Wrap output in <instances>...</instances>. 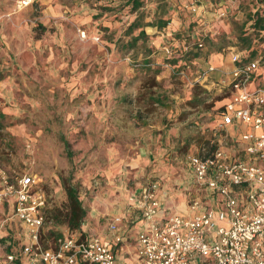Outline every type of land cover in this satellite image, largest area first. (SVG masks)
Listing matches in <instances>:
<instances>
[{"label":"rangeland","instance_id":"obj_1","mask_svg":"<svg viewBox=\"0 0 264 264\" xmlns=\"http://www.w3.org/2000/svg\"><path fill=\"white\" fill-rule=\"evenodd\" d=\"M128 1L33 0L19 8L0 0V164L41 178L48 196L41 245L72 230L57 213L67 201L63 177L77 187L86 209L79 228L89 232L104 233L111 216H127L128 190L149 181L177 202L206 199L185 155L206 150L220 133L215 109L229 90L193 80L191 52L167 57L162 46L171 35L201 40L208 51L221 44L244 49L237 34L247 22L264 73V29L248 19L257 7L264 13L263 1L193 0L196 12L184 6L191 0H139L135 8ZM136 17L146 37L125 47L139 29L127 30ZM196 92L205 99L190 104ZM8 213L3 204L0 217ZM24 232L8 217L2 244L18 264H41L22 254Z\"/></svg>","mask_w":264,"mask_h":264},{"label":"built area","instance_id":"obj_2","mask_svg":"<svg viewBox=\"0 0 264 264\" xmlns=\"http://www.w3.org/2000/svg\"><path fill=\"white\" fill-rule=\"evenodd\" d=\"M33 0H16L23 8ZM184 6L197 11L191 0ZM85 36V29L78 28ZM99 38L98 36L95 37ZM203 42H184L181 46L166 43L162 49L167 57H180ZM234 63L221 83L229 93L218 110L216 128L219 139L209 138L200 151L185 155L194 182L221 196V205L197 208L194 198L190 215L178 211L164 213L157 195V181H149L129 195L131 207L137 208L144 226L136 235L137 251L134 259L118 257L111 244L99 234L82 236L75 230L58 235L53 245L43 246L40 233L47 221V194L41 178L32 172L10 173L0 164V204L9 213L0 217V227L8 217L25 226L28 241L22 251L32 262L41 264H264V82L257 58L241 60L242 51L227 47ZM136 65L139 63H135ZM209 64L197 71L193 80L201 82L214 71ZM183 73V69L179 70ZM219 84V83H218ZM248 126L240 130L235 143L239 154L225 150L229 126L233 123ZM166 211V210H164ZM163 213V214H161ZM122 215H115L108 228L115 241H121L119 223ZM6 263H14L16 253L6 250L0 235V253Z\"/></svg>","mask_w":264,"mask_h":264},{"label":"crops","instance_id":"obj_3","mask_svg":"<svg viewBox=\"0 0 264 264\" xmlns=\"http://www.w3.org/2000/svg\"><path fill=\"white\" fill-rule=\"evenodd\" d=\"M173 23L176 24L177 22L173 19ZM170 28L172 30L174 28V26H172V27L170 26ZM170 38L173 39L172 41H170L171 44L173 46H178V47L181 46L184 42L189 41V43L190 42L193 43V42L198 40V39H193L195 41H190L188 36L174 37L171 35ZM231 46L234 48L233 45H231ZM227 47H223L221 49H213V50L208 51L207 47L205 49L204 43L201 47L194 46L189 51V52H191V57H189V61L191 62V65H193L195 67L194 71H193L194 78L197 74V71L204 70L209 64H213V65H215L216 69L214 71L207 73L206 80L209 81L210 85L221 83V80L223 78H226L229 70L231 69V67L234 64L230 59V54H229V50ZM189 56H190V54H189ZM179 59H182V58L180 57ZM219 120H220V116H219V114H217V117H215V123L213 125L214 127H216V124L219 122ZM245 128H248V126L246 124L237 123V122H235L229 126V130L227 132L226 138H224V142L226 143L225 150L227 151L228 154H231V155L239 154L237 151L235 140H236V137L238 136V133L240 132V130H243ZM219 136H220V134L218 133L217 137H209V138L219 139ZM239 155L241 156V154H239ZM184 163L189 168V170L191 171L190 166L186 162H184ZM191 173H192V171H191ZM145 184H147V183L137 185L134 188H130L128 190V192H127V203H128V205H130V203H129L130 192H132L133 190H138L142 185H145ZM199 188H201V187H199ZM201 189L205 190L206 199L203 198V195L197 196L200 199V204L198 205L197 208H203L206 205H210V206H214V207H219L221 205L222 198L220 195L213 193L211 190L206 189V188H201ZM163 190L164 189L160 188L158 185L157 195L160 199L161 207L163 209L162 211L164 213L178 211L180 213L190 215L195 210V209L191 208V203H188V204L185 203L184 204L182 201L177 202V201L173 200V197L169 198L168 197L169 194L167 192L163 193ZM175 202H177L176 205L173 204ZM170 204L175 205L176 208H173L172 210H168V208L171 207ZM47 206H48V201H47ZM47 206H46V208H47ZM0 208H2L1 204H0ZM164 210H166V211H164ZM45 213L47 214L46 211H45ZM161 214H163V213H161ZM114 216L115 215L111 216L110 219L108 220L107 230L104 233L89 232L85 229L81 230L80 228H77L75 231L77 233H80L82 236H90L92 234H99L103 238V240H105L111 244L112 248L114 249V251L118 257H125L128 259H134L136 256V251H137L136 235H137V232L139 231V229L144 226V219L141 216L139 210L137 208H134V207H132L131 211L128 213L127 216L122 214V220L119 223V231H120L123 238L121 241H115L113 234L110 232V230L108 228V225ZM44 231H45V224H44V226L41 230V233H40V237H39L40 240H41V236L44 233ZM24 235H25V232H24ZM58 235H60V234H58ZM58 235H56L54 237V240ZM27 241H28V237L26 236V239L23 241V243L27 242ZM23 243H22V245H23ZM49 245H53V244L50 243L48 245H43V246H49ZM263 247H264V244H263ZM6 250L12 251L8 247H6ZM21 252L25 257L28 258L27 254H24L23 251H21ZM1 254H2V252L0 253V264H18V255L17 254H16L17 259L14 263H6L3 260Z\"/></svg>","mask_w":264,"mask_h":264},{"label":"trees","instance_id":"obj_4","mask_svg":"<svg viewBox=\"0 0 264 264\" xmlns=\"http://www.w3.org/2000/svg\"><path fill=\"white\" fill-rule=\"evenodd\" d=\"M264 2V0H261ZM130 4H132V7H137L138 4H140L139 0H129ZM263 12L260 11L259 7H257L252 12H249L248 19L251 20L250 24H252L251 27H258L259 30L264 29V16ZM140 18H134L130 23L127 25V30H131L134 27H138L137 33L132 35L127 42L125 43V47H132L134 43L137 41L138 38L144 36L146 37L145 31L143 29V24L139 22ZM248 20V21H249ZM165 22V21H164ZM247 23V22H246ZM246 23L241 25V29L239 30V33L237 34V39L240 41L243 45L240 49L242 51L241 60H248L252 57L256 56V49L255 47H251V35L247 31V27H245ZM221 44V43H219ZM223 45H219L218 49L221 48ZM248 47V48H247ZM150 48V46H149ZM150 49L146 50L149 51ZM261 75H264L261 74ZM198 84V83H197ZM195 84L196 86H199ZM205 99V96H200L198 92L194 93V95L189 100L190 104L196 105ZM223 108V104L218 105L215 110H220ZM62 186L66 192L67 201L64 206V211H58L57 213L59 215H62L63 220L66 222L69 228L72 230L79 228L80 224L82 223L84 216L86 215V209L82 204L81 199L78 195V190L76 185L71 182V179L68 177H63L62 179ZM47 215V214H46ZM17 259V258H16ZM16 261V260H15Z\"/></svg>","mask_w":264,"mask_h":264}]
</instances>
